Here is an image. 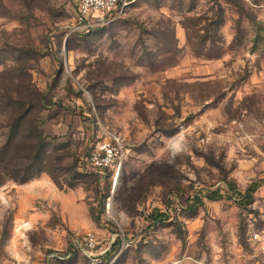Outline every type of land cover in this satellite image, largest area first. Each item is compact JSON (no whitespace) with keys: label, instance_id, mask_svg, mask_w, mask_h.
I'll return each mask as SVG.
<instances>
[{"label":"rangeland","instance_id":"obj_1","mask_svg":"<svg viewBox=\"0 0 264 264\" xmlns=\"http://www.w3.org/2000/svg\"><path fill=\"white\" fill-rule=\"evenodd\" d=\"M77 1L0 0V126L9 99L38 94L61 185L42 173L0 187V264H89L46 259L86 232L104 264H264V0H132L71 33ZM108 134L115 186L68 188L65 171Z\"/></svg>","mask_w":264,"mask_h":264},{"label":"trees","instance_id":"obj_2","mask_svg":"<svg viewBox=\"0 0 264 264\" xmlns=\"http://www.w3.org/2000/svg\"><path fill=\"white\" fill-rule=\"evenodd\" d=\"M37 95L32 91H27L22 95L16 94V98L9 99L8 104L3 106V112L7 114V122L0 126L5 130L3 141L0 144V187L6 181L23 184L39 177L42 173L49 175L52 181L61 187L55 173L56 168L52 165V161L56 162V160L49 156V145L37 122V114L42 109L40 99L36 98ZM56 150L57 148L53 149V151ZM80 163L81 161L73 164L69 171H65L71 172V181L66 184L68 188L76 187L78 181L83 177H93L97 182L102 181L96 174L80 171ZM198 202L196 199L197 204ZM238 202L243 209L251 205L253 202L252 189H248L244 195H241ZM197 207L195 203L188 206V214L194 215ZM148 218L153 224H163L166 215L156 212L150 214ZM117 242L118 247L121 245V241ZM114 245L116 246L113 243L112 249ZM66 260L68 259L60 261Z\"/></svg>","mask_w":264,"mask_h":264},{"label":"built area","instance_id":"obj_3","mask_svg":"<svg viewBox=\"0 0 264 264\" xmlns=\"http://www.w3.org/2000/svg\"><path fill=\"white\" fill-rule=\"evenodd\" d=\"M132 0H78L77 11L74 19V27L71 33H90L98 28L104 27L108 23L119 19L124 10L131 4ZM123 162V153L118 137L108 134L106 138L98 141L90 147L81 160L80 171L84 173L96 174L101 180L113 178L112 186H115L117 176L120 172ZM105 208L110 207L109 199H106ZM250 240L259 241L258 233H251ZM129 243L125 240L121 241V248L126 249ZM98 241L91 232L75 235L69 245V253L65 257H58L50 254L46 257L47 261L54 259H68L73 253L84 256L89 264H104L102 258L96 255L95 251ZM110 247L106 249L109 251ZM114 260L110 263L113 264Z\"/></svg>","mask_w":264,"mask_h":264}]
</instances>
